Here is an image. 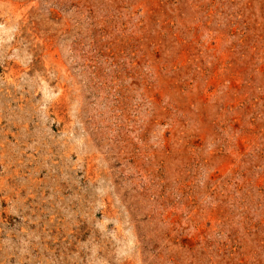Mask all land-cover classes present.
<instances>
[{
  "label": "rangeland",
  "instance_id": "374dc122",
  "mask_svg": "<svg viewBox=\"0 0 264 264\" xmlns=\"http://www.w3.org/2000/svg\"><path fill=\"white\" fill-rule=\"evenodd\" d=\"M0 264H264V0H0Z\"/></svg>",
  "mask_w": 264,
  "mask_h": 264
}]
</instances>
